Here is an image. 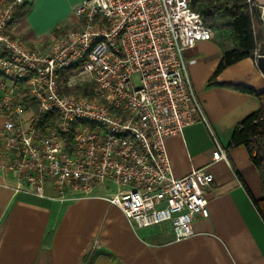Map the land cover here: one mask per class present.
<instances>
[{
	"label": "built area",
	"instance_id": "built-area-1",
	"mask_svg": "<svg viewBox=\"0 0 264 264\" xmlns=\"http://www.w3.org/2000/svg\"><path fill=\"white\" fill-rule=\"evenodd\" d=\"M32 1L0 3V172L42 198L50 183L61 202L111 184L110 202L134 227L193 236L214 175L207 165L174 177L166 139L207 122L184 53L213 30L191 0H85L77 29L32 47L13 32Z\"/></svg>",
	"mask_w": 264,
	"mask_h": 264
},
{
	"label": "crops",
	"instance_id": "crops-1",
	"mask_svg": "<svg viewBox=\"0 0 264 264\" xmlns=\"http://www.w3.org/2000/svg\"><path fill=\"white\" fill-rule=\"evenodd\" d=\"M83 1L33 0L13 32L28 46L45 47L78 28L75 8ZM252 2L264 7V0ZM233 48L229 36L213 31L211 40L184 53L207 122L166 139L172 173L182 178L210 165L214 175L206 191L209 216L195 218L193 236L177 241L169 224L134 227L110 202L111 184L95 197L61 202L50 183L42 198L17 191L19 183L0 172V264H264V222L245 189L264 199L261 175L245 146H230L237 126L264 104L240 87L264 93V74L246 58L209 85L224 51ZM217 143L226 161L213 162Z\"/></svg>",
	"mask_w": 264,
	"mask_h": 264
},
{
	"label": "trees",
	"instance_id": "trees-1",
	"mask_svg": "<svg viewBox=\"0 0 264 264\" xmlns=\"http://www.w3.org/2000/svg\"><path fill=\"white\" fill-rule=\"evenodd\" d=\"M190 5L206 26L229 36L234 45L232 50L224 51L209 85L215 84L217 76L227 67L246 58H252L257 63L258 58L264 56V23L257 6L248 0H191ZM31 8V4L18 7L15 19L26 16ZM240 90L258 96L264 103V93L259 94L247 87H240ZM47 118L43 117L41 124L46 123ZM230 146H245L248 149L264 189V104L237 126ZM245 189L264 222V199H254L246 185Z\"/></svg>",
	"mask_w": 264,
	"mask_h": 264
},
{
	"label": "water",
	"instance_id": "water-1",
	"mask_svg": "<svg viewBox=\"0 0 264 264\" xmlns=\"http://www.w3.org/2000/svg\"><path fill=\"white\" fill-rule=\"evenodd\" d=\"M257 66L261 70V72L264 74V56H260L257 60Z\"/></svg>",
	"mask_w": 264,
	"mask_h": 264
}]
</instances>
